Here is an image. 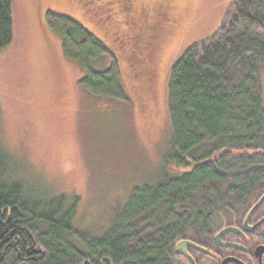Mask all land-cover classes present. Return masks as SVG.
Instances as JSON below:
<instances>
[{
    "label": "trees",
    "instance_id": "16d2710c",
    "mask_svg": "<svg viewBox=\"0 0 264 264\" xmlns=\"http://www.w3.org/2000/svg\"><path fill=\"white\" fill-rule=\"evenodd\" d=\"M232 8L172 69L173 136L162 177L135 187L103 235L74 227L77 198L15 178L16 161L0 146V264H168L180 240L209 234L217 217L247 212L264 191V0H234ZM61 20L64 50L86 70L85 87L120 96L113 69L92 64L108 51L102 39ZM13 38L12 0H0V51ZM174 166L183 171L172 173Z\"/></svg>",
    "mask_w": 264,
    "mask_h": 264
},
{
    "label": "rangeland",
    "instance_id": "374dc122",
    "mask_svg": "<svg viewBox=\"0 0 264 264\" xmlns=\"http://www.w3.org/2000/svg\"><path fill=\"white\" fill-rule=\"evenodd\" d=\"M109 1L12 0L14 38L0 51V146L16 161L13 175L49 196L77 198L74 227L95 236L109 229L135 187L162 177L173 136L172 69L232 17L234 0H174L178 25L169 26L141 73V57L133 54L140 48L127 40L136 31L135 13ZM62 17L102 39L108 51L92 64L113 69L120 96L85 87L87 72L66 54L57 30ZM259 75L264 99V64ZM175 167L172 173L183 171ZM245 212L217 217L211 231Z\"/></svg>",
    "mask_w": 264,
    "mask_h": 264
},
{
    "label": "flooded vegetation",
    "instance_id": "af4514ba",
    "mask_svg": "<svg viewBox=\"0 0 264 264\" xmlns=\"http://www.w3.org/2000/svg\"><path fill=\"white\" fill-rule=\"evenodd\" d=\"M147 2V0L109 1L110 4L132 10L135 13V34L126 35L129 36L130 46L131 43H137L140 48V50H137L136 47L134 50L131 48L133 54L141 57L143 64L137 63L140 73L148 70L149 64L153 63L151 60L157 55L169 26L173 22L176 23V27L178 25L176 16L173 14V18L171 15L174 0ZM143 24L147 25L143 26ZM120 40L124 41L122 38ZM262 195L254 202L255 204ZM249 209L244 218H239L232 224H225L216 229V232H210L198 239L187 238L186 240L194 242L195 245H189L184 253H178L175 246L174 255H171L172 260L168 264H223L227 259L226 264H264V202L246 222ZM230 226L236 227L237 230H231L217 239V235L224 228Z\"/></svg>",
    "mask_w": 264,
    "mask_h": 264
},
{
    "label": "water",
    "instance_id": "95a60500",
    "mask_svg": "<svg viewBox=\"0 0 264 264\" xmlns=\"http://www.w3.org/2000/svg\"><path fill=\"white\" fill-rule=\"evenodd\" d=\"M263 202H264V195H262L261 199H260V200H259V201L253 206V208L250 210V212H249L248 215H247L246 222L250 220L251 216H252V215L258 210V208L263 204ZM263 220H264V219H263ZM261 222H262V221H261ZM261 222H260V223H261ZM260 223H259V224H260ZM259 224H258V225H259ZM231 230H237V228H236V227H232V226L224 228V229H223V230L217 235V239H218V238H221V236H223L225 233H227V232H229V231H231ZM189 245H195V244H194V242H192V241H190V240H186V239L180 240V241L177 243V245H176V251H177L178 253H184V252L187 251L186 249H187V247H188ZM203 250H206V249L203 248ZM229 260H231V259H229ZM227 261H228V259H227L226 261H224L223 264H226Z\"/></svg>",
    "mask_w": 264,
    "mask_h": 264
}]
</instances>
